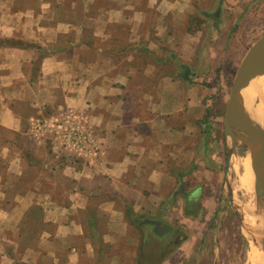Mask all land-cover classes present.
Returning <instances> with one entry per match:
<instances>
[{
    "label": "crops",
    "instance_id": "0c3cea01",
    "mask_svg": "<svg viewBox=\"0 0 264 264\" xmlns=\"http://www.w3.org/2000/svg\"><path fill=\"white\" fill-rule=\"evenodd\" d=\"M22 1L0 0V38L29 44L0 43V127L26 138L22 124L46 104L73 107L92 126L100 152L86 162L46 148L39 164L46 175L29 179L25 151L15 137L6 142L0 264H149L153 251L142 255L144 245H163L154 250L156 264H176L189 239L172 219L195 217L202 204L197 173L210 151L205 85L196 78L199 66L189 64L212 61L201 53L205 26L216 35L223 25L216 16L201 29L191 16L219 13L223 1ZM64 7L81 16L52 17ZM114 23L122 27L117 51L108 45L120 42L108 30ZM52 93L59 99L51 101ZM21 104L31 108L23 117ZM58 170L71 187L57 188ZM153 221L167 228L158 232ZM169 245L179 246L163 255Z\"/></svg>",
    "mask_w": 264,
    "mask_h": 264
},
{
    "label": "rangeland",
    "instance_id": "374dc122",
    "mask_svg": "<svg viewBox=\"0 0 264 264\" xmlns=\"http://www.w3.org/2000/svg\"><path fill=\"white\" fill-rule=\"evenodd\" d=\"M222 1L219 13H217L215 10L216 8H214L196 11L195 14L191 16V19H193V21H191V26L199 23L201 29H204V26H202L204 21H211L213 18L218 17L219 23L223 25L217 31L216 35L211 33V26H205L206 31L203 36L204 41L201 45L203 50L201 53L206 55L210 52L213 55L212 61L203 60L202 64L199 65H194L195 61H192L189 64V67L199 66V71L201 72L196 75V78L200 76L201 82H197L205 85L203 91L205 92L204 97L208 103L206 143L208 144V151H210L206 154V162L200 164L201 171L197 173L199 174L198 179L196 178L200 182V188L202 189L201 199L203 205L199 203L200 207L193 219H189L186 216L183 217L180 222H178L177 218L172 219L180 237L184 236L189 239L188 245H185V249L178 252L176 264H251L250 255H252V249H261L264 253V226L259 235V239L247 237L245 220L242 214L237 210V204L245 199L248 190L245 189L244 186H239L233 166L232 169L228 171L227 175H225L226 159L223 147V116L226 102L229 98L232 79L247 49L264 33V0ZM20 3L21 2H16V4ZM23 4L34 5L36 2L23 0L21 5ZM90 13L94 14V11ZM54 14H56L55 16L58 17V19L62 18L66 21L76 22L78 20L77 18L81 16V11H69L64 7L63 9L53 11L52 17ZM194 19H197V22H194ZM108 30L116 35V39H120V42H108V45L110 44L113 50H121L122 27L114 23ZM84 34L90 35V30L86 27ZM68 35L70 34L64 35L60 43H62L65 38L70 39ZM201 37L199 39H201ZM11 40H13V42H22L18 38ZM92 41L93 47L95 43L98 44V41L95 39ZM2 42V38H0V43ZM26 44V46H29L28 43ZM208 44L210 47L209 51L207 49ZM39 60L40 56L36 58V61ZM119 60H122V58ZM37 65L36 63L35 66ZM186 66L188 67V64H186ZM52 95L51 101L59 99L58 94L52 93ZM259 96L260 95H257L252 100V103L257 109L262 107L264 110V94L261 97ZM53 105L54 104L49 103L48 105L46 104L44 108L40 109V115L31 118L30 124L27 126H25L24 123L22 124L24 130H27V133L30 135L26 138L18 137L7 129L0 127V171L2 173L5 172L10 159L4 147L6 142L12 140L13 137H15V141H17L15 143L16 148L22 147L25 151L24 160L28 163L26 178L29 179L39 177L41 176L40 174L46 175L47 171L41 170L39 164H41V161H44L41 152L50 147L57 150V152L64 153L65 157L69 160L88 161L86 157L76 156L72 151L65 148L56 138V133L43 129L38 130V128L35 127L39 122L52 117L60 118L61 113H68L71 111L72 113H77L79 115L78 120L88 125L94 135H96L92 126L79 110L73 107L56 108L53 107ZM16 110L22 117L28 112H31L30 106L25 104L18 105ZM262 130L264 131V124ZM214 159L217 160L216 163ZM232 160L233 164L237 161H244L250 165L247 157L238 148L234 150ZM51 173L52 172H49V174ZM55 173L59 180L57 188L71 187L70 176L60 175L61 171L59 170ZM30 226L31 223L26 227L30 230ZM260 242L261 245H259ZM178 246L179 245H169V248L165 249L163 255L168 252L170 254V251L172 252ZM157 247H163V245H144L143 247L142 255L144 256L150 249L153 251V259L147 260L149 264L152 262L156 264L161 258L160 253L158 255L154 254V250ZM144 256L142 258L146 261Z\"/></svg>",
    "mask_w": 264,
    "mask_h": 264
},
{
    "label": "water",
    "instance_id": "95a60500",
    "mask_svg": "<svg viewBox=\"0 0 264 264\" xmlns=\"http://www.w3.org/2000/svg\"><path fill=\"white\" fill-rule=\"evenodd\" d=\"M262 78H264V33L247 49L239 62L232 79L223 116L225 175L232 169V152L238 148L247 157L264 190V131L260 128L261 138L257 140L246 129L247 116L243 94L246 88L254 86V93L250 99L253 100L259 95L261 92L259 81ZM153 223L157 226L158 232L167 228L160 225L158 221Z\"/></svg>",
    "mask_w": 264,
    "mask_h": 264
},
{
    "label": "bare ground",
    "instance_id": "6f19581e",
    "mask_svg": "<svg viewBox=\"0 0 264 264\" xmlns=\"http://www.w3.org/2000/svg\"><path fill=\"white\" fill-rule=\"evenodd\" d=\"M259 83L261 90L259 97H261L264 94V78H262ZM254 89V86H251V88H246L243 93L245 96V113L247 116V121H245V123L248 132H250L254 138L260 140V128L262 129L264 124V110L262 107H259L258 109L254 107L252 99H250V96L254 93ZM233 170L238 178L239 186H244L245 189L248 190L245 199L237 204V210L242 214L243 219L245 220L247 237L251 239H259V235L264 226V190L261 182L247 162H234ZM259 245H261V242ZM251 252V264L264 263V253L261 249H252Z\"/></svg>",
    "mask_w": 264,
    "mask_h": 264
},
{
    "label": "built area",
    "instance_id": "2783aa9c",
    "mask_svg": "<svg viewBox=\"0 0 264 264\" xmlns=\"http://www.w3.org/2000/svg\"><path fill=\"white\" fill-rule=\"evenodd\" d=\"M60 116L39 122L35 127L56 133L61 144L76 156H84L88 162L96 158L100 145L91 128L81 123L75 112L61 113Z\"/></svg>",
    "mask_w": 264,
    "mask_h": 264
},
{
    "label": "trees",
    "instance_id": "16d2710c",
    "mask_svg": "<svg viewBox=\"0 0 264 264\" xmlns=\"http://www.w3.org/2000/svg\"><path fill=\"white\" fill-rule=\"evenodd\" d=\"M2 43H7L10 45H14V46H19V47H25L27 44L24 42H13V40L11 39H2ZM37 48H39V46H37Z\"/></svg>",
    "mask_w": 264,
    "mask_h": 264
}]
</instances>
